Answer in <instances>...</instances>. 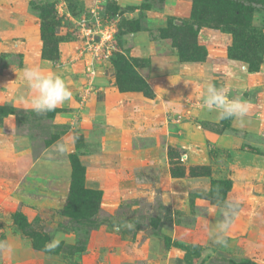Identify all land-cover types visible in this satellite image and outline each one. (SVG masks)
Segmentation results:
<instances>
[{
    "label": "rangeland",
    "instance_id": "obj_1",
    "mask_svg": "<svg viewBox=\"0 0 264 264\" xmlns=\"http://www.w3.org/2000/svg\"><path fill=\"white\" fill-rule=\"evenodd\" d=\"M28 1L31 9L40 18L42 42L43 23H55L54 28L49 24L45 25L46 40L53 39L50 35L53 32L55 37L67 41L65 54L72 55L69 62L75 61L76 66L84 67V57L79 56L81 38L76 34L72 20L64 12L68 11L76 18L87 13L90 7L96 5V1L97 4H105L99 3L101 0ZM187 1L190 6L189 16H171L163 27L154 25L151 29L152 36L167 39L168 44L177 49L168 31L172 27L181 26L183 21L188 22L194 28L198 26L196 42L202 47V52L208 54L209 50L214 51L211 48L214 46L225 49L229 57L228 49L234 43L231 32L234 25L226 23V20L223 23L214 22L210 18L206 23L193 22V0ZM226 1L252 8L251 22L247 28L255 32L250 33L249 30L250 34L248 31L243 34L250 35V48L246 49L249 60L256 62L257 59H262V66L264 50L261 52L259 49L264 45V0ZM12 2L15 3L14 0ZM163 2L164 0H146L145 4L161 7ZM106 3L101 15L116 19V0H107ZM6 4L7 0H0V9L1 5ZM16 6L23 7L19 2H16ZM117 21V37L122 41L130 31L142 27L139 21L133 23L127 15L121 16ZM258 32H262V40ZM184 38L186 39L182 45L187 46L189 38ZM127 56L133 58L132 61L114 53L109 59L99 63L98 75L104 73L110 76L118 84V88L119 85L128 86L131 82L140 86V76L143 79L144 77L139 73L138 67L147 65L148 61ZM242 63L248 66L246 62ZM20 65V54L0 53V73L5 74ZM119 75H122L121 79H118ZM128 79L133 80L127 82ZM80 87L75 92L70 90L71 98L62 107L43 114L35 113L30 106L4 104L12 109V117L19 129L30 130L35 137L44 139L46 144L54 140L57 133L66 132V127L72 128L74 142L73 149L67 154H58L70 167L67 169L70 177L67 194L59 207L35 205L34 208L30 203H22L16 199V194L12 196L15 202L10 201V187L4 186L0 178V244L5 245L0 248V264H264V125L233 120L234 126H230L228 119H220L216 123L212 121L216 116L200 106L202 102L196 106L191 104L193 109L187 110L195 119L191 124L199 128L200 123L202 129L211 130L221 136L206 140L193 135L177 137L176 129L182 122V116H178L177 120L181 122L172 121L166 125L174 136L166 149L167 156L162 159L160 157L158 162L145 163L140 161L137 148L127 153L109 152L106 157H113L112 160L118 158L114 167L120 166L124 170L123 178L121 174L118 178L111 170L110 175H107L110 184H87L86 179L90 173L87 165L91 158L100 155L97 140L103 136L104 129L96 121L83 119V111L77 114L80 107L94 104L88 100L96 91V88L90 89L91 93L87 94L82 104L81 97L86 91ZM76 100L78 106L75 105ZM55 113L68 117L72 114L77 118L72 123L61 122L55 127L49 120ZM3 118L0 116V126ZM244 126L247 131L243 132L240 127ZM225 129L230 130L226 132ZM169 149L174 154L172 162L168 158ZM11 157L17 161L15 154ZM74 160L83 173L82 175L78 171L76 174L78 184L84 179L80 187L83 185L85 189L100 191L99 200H92L86 205L87 208L82 207L79 200H75L72 208L74 214L90 215L89 223H68V217L60 214L68 201L75 169ZM196 165H206L209 173L193 174L190 167ZM224 179L232 183L228 191L219 183ZM226 202L233 203L236 207L228 210ZM226 211L231 223L226 234L228 245L224 247L213 242L212 234L224 220ZM19 212L24 215L22 230L12 218ZM123 221L133 223L135 228L114 231V223ZM70 225L75 229H69ZM33 235H37L35 240L31 237Z\"/></svg>",
    "mask_w": 264,
    "mask_h": 264
},
{
    "label": "crops",
    "instance_id": "obj_2",
    "mask_svg": "<svg viewBox=\"0 0 264 264\" xmlns=\"http://www.w3.org/2000/svg\"><path fill=\"white\" fill-rule=\"evenodd\" d=\"M12 1L7 0V4L1 5L0 9V53L20 54L21 65L5 74L0 73V106L6 103L29 106L26 101L32 93L22 78L23 69L29 66H38L46 74L61 75L73 92L79 86L84 88L82 65L81 69L75 61L69 62L72 55L65 54L68 42H60L57 64L44 59L39 16L31 9L28 0ZM16 2L23 7L18 8ZM116 2L117 20L127 15L129 19L142 24L138 30H132L123 37V45L131 57L148 61L147 65L138 67V71L150 86L153 96L148 97L137 91H120L110 76L104 73L98 75L96 91L88 100L94 104L90 107L89 104L85 107L82 105L77 111L78 115L83 111V119L96 121L104 129L103 136L97 140L100 155L91 158L87 165V171H90L87 184L106 185L111 170L118 178L120 174L123 176L124 170L120 166L114 167L118 158L112 160L113 157H106L109 152L127 153L137 148L140 161L145 163L158 162L160 157L167 156L166 149L174 136L166 125L172 121L179 123L178 116H182V122L176 129L177 137L193 135L206 140L221 136L202 129L200 123L196 128L191 124L194 117L187 112L193 109L191 104L196 106L202 102L209 83L223 89L230 99H243L248 103L249 111L242 122L264 125V63L257 72H250L242 62L227 57L225 49L214 46H211L214 51L209 50L203 61L183 62L177 49L169 45L167 39L153 37L151 29L156 24L163 27L171 16L188 17L190 6L187 0H164L161 7L147 5L146 0ZM14 44L17 46L13 47ZM77 103L76 100L75 105ZM211 114L216 116L213 122L220 121L217 111L213 110ZM71 116L55 113L49 120L56 127L61 122L69 124L77 118L76 115L72 116L73 119ZM3 117L0 126V178L4 186L10 187V201L15 202L12 196L16 194V199L30 203L34 208L35 205L59 207L67 194L70 180L67 169L70 167L58 154H67L73 149L72 128L66 127V132H56V138L46 144L44 139L35 137L30 130L19 129L12 114ZM233 120L241 121L228 119L230 126H234ZM227 129L224 131L230 130ZM240 130L247 131L245 126ZM13 154L17 161L11 157Z\"/></svg>",
    "mask_w": 264,
    "mask_h": 264
},
{
    "label": "trees",
    "instance_id": "obj_3",
    "mask_svg": "<svg viewBox=\"0 0 264 264\" xmlns=\"http://www.w3.org/2000/svg\"><path fill=\"white\" fill-rule=\"evenodd\" d=\"M252 8L250 6H245L243 4H235L231 3L230 1H223V0H193V6H192V12H191V19L193 22L197 23H206L209 21V18L214 22H220L223 23L226 20V23H230L231 25H234L233 30H231L233 34L234 43L231 47H229V57L238 59L242 62H246L248 64L247 69L250 72H257L260 69L262 59H257L256 62H252L249 60L250 56L248 55V49L250 48V33L255 32L251 31L247 28V26H250L251 18H252ZM72 16V15H71ZM67 18V17H66ZM133 23H137V20H131ZM73 23V22H72ZM46 24H49L52 28H54L56 25L55 23H43L42 28V36H43V49H42V56L44 59L50 60L53 63L59 62L60 55H59V43L62 40L61 37H55L53 32H50V35L53 37V39L46 40ZM74 26V24H73ZM139 28H135L134 30H138ZM250 30V33H249ZM244 31H248L249 34H243ZM117 32L115 34V37L117 38V46L118 50L113 51L112 55L114 53H118L120 55L125 56L124 58L129 61H132L133 58L128 57L127 52L128 49L124 48L123 41L119 40L117 37ZM198 33V26L196 28L193 27V24H190L188 22L182 23L181 26L178 27H172L169 29L168 34L172 38V42L174 46L177 48V51L179 53V58L183 62H191V61H203L207 54L202 52V47L197 45L196 37ZM258 35L260 36V39L262 40L263 34L262 32H258ZM189 38L188 45L184 46L182 45V42H185L184 37ZM55 37V38H54ZM263 42V41H262ZM193 46V47H191ZM190 47V48H189ZM247 49V50H246ZM261 52L264 50V45L262 44L259 49ZM122 75L118 76V79H121ZM141 78V85L136 86L137 83H132L131 81L133 79H128L127 82H131L128 86L119 85L120 91H137L142 92L145 96L151 97L153 96V92L148 85V83L140 76ZM118 85V84H117ZM12 113V109L8 108L6 106H0V116H5ZM173 152L172 149H169L168 158L169 161L172 162L173 159ZM75 169L73 171V179L71 182L69 195H68V201L66 203V206L60 211L61 215H64L65 217H68V220L66 222L72 223V222H87L89 223V216L90 215H80V214H74L72 211L73 206L75 205V200H79L82 203V207L87 208V204L90 203L92 200L96 199L99 200V194L100 191L98 190H92V189H85V187L82 185L80 187V184L83 183L84 179L81 181L80 184H78V178L77 173L78 171H81L80 166L78 165L77 161L74 160ZM190 170L193 174H201V173H209V169L206 165H196L193 167H190ZM82 173V171H81ZM83 175V173H82ZM220 184L225 186V190L228 191L231 187V181L230 180H221L219 181ZM13 221L17 225L19 229H23L24 224V215L22 213H15L13 215ZM69 229H75L73 228V225L69 226ZM37 235L31 236L33 240H35Z\"/></svg>",
    "mask_w": 264,
    "mask_h": 264
},
{
    "label": "clouds",
    "instance_id": "obj_4",
    "mask_svg": "<svg viewBox=\"0 0 264 264\" xmlns=\"http://www.w3.org/2000/svg\"><path fill=\"white\" fill-rule=\"evenodd\" d=\"M82 23L86 24L87 21H82ZM22 78L32 93L26 103L37 114L54 111L59 105L71 98L72 93L59 74H46L38 66H29L23 69ZM202 107L209 111H217L221 120L236 118L243 121L249 111L246 101L243 99H230L223 89L217 88L212 83L208 84L202 96ZM226 207L231 210L236 205L226 202ZM230 223L231 220L226 211L224 220L218 225L217 231L212 234L214 243L224 247L228 245L226 234L230 228ZM122 228L133 230L135 225L127 221L114 223L113 225L114 231L119 232ZM3 247L5 245L0 244V248Z\"/></svg>",
    "mask_w": 264,
    "mask_h": 264
},
{
    "label": "built area",
    "instance_id": "obj_5",
    "mask_svg": "<svg viewBox=\"0 0 264 264\" xmlns=\"http://www.w3.org/2000/svg\"><path fill=\"white\" fill-rule=\"evenodd\" d=\"M96 5L90 7L87 13L74 18L68 11L64 14L72 20L76 34L81 38V48L79 56L84 57V74L86 84L84 86L85 94L81 97V103L86 100L87 94L91 93L90 89L96 88V79L99 73V63L109 59L113 51L118 50L116 41L117 23L116 19L105 18L101 15V10L105 8L107 0H101ZM63 4H60L62 7ZM58 10V9H57ZM60 11V10H59ZM62 12V13H63ZM87 21V23H82ZM183 158V157H182Z\"/></svg>",
    "mask_w": 264,
    "mask_h": 264
}]
</instances>
